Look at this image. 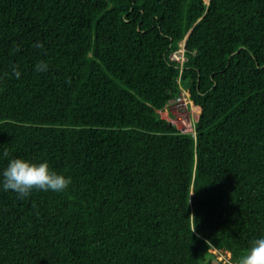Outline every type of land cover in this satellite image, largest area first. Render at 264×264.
I'll use <instances>...</instances> for the list:
<instances>
[{
  "label": "trees",
  "instance_id": "trees-1",
  "mask_svg": "<svg viewBox=\"0 0 264 264\" xmlns=\"http://www.w3.org/2000/svg\"><path fill=\"white\" fill-rule=\"evenodd\" d=\"M182 87L189 133L158 113ZM14 158L71 183L0 185V264L237 263L264 238V0H0Z\"/></svg>",
  "mask_w": 264,
  "mask_h": 264
},
{
  "label": "clouds",
  "instance_id": "clouds-1",
  "mask_svg": "<svg viewBox=\"0 0 264 264\" xmlns=\"http://www.w3.org/2000/svg\"><path fill=\"white\" fill-rule=\"evenodd\" d=\"M34 47H42L41 44ZM37 71H47V64L43 61L36 65ZM17 78L19 72L16 73ZM8 155L7 151L4 153ZM71 183L70 178L64 175L50 171L48 163H33L20 158L9 160L7 167L0 173V185L4 191H13L19 197L24 198L30 195L35 190L63 192ZM195 222V217L190 216ZM195 231V227L193 232ZM216 252L223 254L225 250L212 248ZM227 252V251H225ZM227 256H222V259L227 261L223 264H233L231 262V254L227 252ZM225 254V253H224ZM216 256V254H214ZM219 258V257H217ZM218 260V259H217ZM237 264H264V238H258L251 242L250 247L245 250L244 254L239 258Z\"/></svg>",
  "mask_w": 264,
  "mask_h": 264
},
{
  "label": "rangeland",
  "instance_id": "rangeland-1",
  "mask_svg": "<svg viewBox=\"0 0 264 264\" xmlns=\"http://www.w3.org/2000/svg\"><path fill=\"white\" fill-rule=\"evenodd\" d=\"M171 59L186 61V57L183 50V44L180 43L179 50L172 54ZM179 97H183L186 99V102L182 100L179 103H176V99L174 98L168 102V104L165 106L164 109L158 111L159 115L165 119H168L172 122L180 131L184 133L193 132L195 122L198 118V115L200 114L201 108L200 107H194L192 101L189 99L187 95V90L185 87L181 88V95ZM188 102V103H187ZM173 104V105H172ZM188 104L192 106V108H188ZM170 105H172L170 107ZM211 252L214 251V249L210 250ZM216 254V258L218 259L219 264L226 262L227 260H221L222 256H227L228 253L224 251L223 254H220L219 251L212 252Z\"/></svg>",
  "mask_w": 264,
  "mask_h": 264
},
{
  "label": "built area",
  "instance_id": "built-area-1",
  "mask_svg": "<svg viewBox=\"0 0 264 264\" xmlns=\"http://www.w3.org/2000/svg\"><path fill=\"white\" fill-rule=\"evenodd\" d=\"M171 57H172V55H171ZM173 60H175V59H173ZM176 61H178V62H184L185 60H183V61H180V59L179 60H176ZM182 100H184L185 102H186V99L185 98H183V97H179V98H177L176 99V103H179V102H181ZM188 103V102H187ZM173 105V104H172ZM172 105H170V107L172 106ZM222 260H224V259H222ZM225 263V262H224ZM233 264H237V263H233Z\"/></svg>",
  "mask_w": 264,
  "mask_h": 264
}]
</instances>
